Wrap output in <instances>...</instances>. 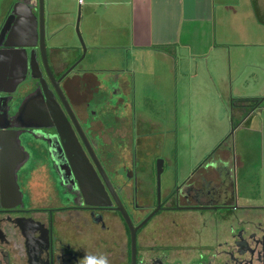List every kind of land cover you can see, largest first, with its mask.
Segmentation results:
<instances>
[{
    "label": "flooded vegetation",
    "instance_id": "obj_1",
    "mask_svg": "<svg viewBox=\"0 0 264 264\" xmlns=\"http://www.w3.org/2000/svg\"><path fill=\"white\" fill-rule=\"evenodd\" d=\"M81 56L57 73L47 52L49 79L37 53L41 80L0 63V264H264L240 158L218 149L161 193L133 79L79 70Z\"/></svg>",
    "mask_w": 264,
    "mask_h": 264
},
{
    "label": "crops",
    "instance_id": "obj_2",
    "mask_svg": "<svg viewBox=\"0 0 264 264\" xmlns=\"http://www.w3.org/2000/svg\"><path fill=\"white\" fill-rule=\"evenodd\" d=\"M16 2L0 0V26ZM76 10L89 55L88 72L105 68L133 76L137 71L126 70L128 64L138 67L148 63L151 67L159 60L163 68L173 71L180 66L184 77L198 79L203 66L213 73L216 62L223 61L222 51L232 46L249 51L251 77H260L249 98L260 99L264 94V0H82L81 4L78 0H44L45 45L57 73L79 56L73 38ZM217 51L222 52L220 57ZM210 55L214 58L208 65ZM229 77L232 80L231 72ZM241 107H237L242 119L235 127L237 132L262 115L264 129L263 106L253 110ZM246 110L250 113L244 117ZM244 137L238 136L236 143L242 144ZM240 147L238 157L245 163V145Z\"/></svg>",
    "mask_w": 264,
    "mask_h": 264
},
{
    "label": "rangeland",
    "instance_id": "obj_3",
    "mask_svg": "<svg viewBox=\"0 0 264 264\" xmlns=\"http://www.w3.org/2000/svg\"><path fill=\"white\" fill-rule=\"evenodd\" d=\"M75 13L73 38L78 44L80 57L82 47L75 30L77 24L81 36L78 10ZM83 45L86 52L77 66L79 70L86 69V64L89 63L84 42ZM222 52L216 53L217 57L222 54L223 61L216 62L214 72L212 73L210 67L206 70L203 66L198 79L184 77L180 66L175 67L173 71L171 67L163 68L159 60L154 61L151 67L148 63H139L138 67L128 64L126 70L134 68L137 71L134 72V78L132 75L129 76L134 84L132 94L136 122L142 131H151L155 140L159 142L154 158L163 160L164 163L160 178L161 193H166L172 181L175 179L181 181L206 158L215 156L217 151L215 153L213 151L220 144H222L220 149L230 150L235 157L240 156V146L245 145L246 159L245 163H241L243 169L238 170L236 182L238 195L250 197L251 204H264L263 115L256 122L244 124L242 131L237 132L232 128V125L236 127L242 121L237 115V106L239 108L246 106L245 108L251 110L253 103L247 100H254L249 97L260 77L257 75L251 77L247 49L231 46ZM213 58L214 55L209 56L208 65ZM147 59L148 62L151 60ZM99 61L101 63L102 58ZM230 72L232 80L229 77ZM217 80H224V83L220 84ZM217 89L219 91H216ZM232 100L236 102L232 104ZM260 100L263 102L259 108L264 107V94ZM245 113L244 117L248 116L250 111L246 110ZM241 134H245V140L242 144H237L238 136Z\"/></svg>",
    "mask_w": 264,
    "mask_h": 264
},
{
    "label": "water",
    "instance_id": "obj_4",
    "mask_svg": "<svg viewBox=\"0 0 264 264\" xmlns=\"http://www.w3.org/2000/svg\"><path fill=\"white\" fill-rule=\"evenodd\" d=\"M11 17H16L19 23L17 22L18 25L7 36L6 29L0 32V63H4V66L7 67L12 64H10L12 61L15 65L20 66L19 76L25 75L28 69L37 71L40 75L37 77L41 80L42 76L37 60L38 53L46 75L49 79H52L53 77L47 63V50L45 45L44 0H17L13 6ZM75 30L82 47V56L74 67L80 63L86 52L78 32L77 24ZM71 70L72 68L68 72ZM3 79L4 77L0 80ZM18 83V81H15L12 85L16 86ZM161 172L162 161L160 160L157 163V175L159 176Z\"/></svg>",
    "mask_w": 264,
    "mask_h": 264
},
{
    "label": "trees",
    "instance_id": "obj_5",
    "mask_svg": "<svg viewBox=\"0 0 264 264\" xmlns=\"http://www.w3.org/2000/svg\"><path fill=\"white\" fill-rule=\"evenodd\" d=\"M245 101V100H247V99H242V101ZM238 101V100H237ZM248 102H251V103H253V104H251V110H253V109H255V108H258L259 106H260V104L262 103V101L260 100V99H254V100H247ZM234 102H236L235 100H232V104L234 103ZM236 104V103H235ZM237 107H239V106H237ZM232 128H235V126L234 125H232ZM228 139V138H227ZM220 147H222V144H220L219 146H217L216 148H215V150L213 151V153H215L218 149H220ZM212 153V154H213Z\"/></svg>",
    "mask_w": 264,
    "mask_h": 264
},
{
    "label": "built area",
    "instance_id": "obj_6",
    "mask_svg": "<svg viewBox=\"0 0 264 264\" xmlns=\"http://www.w3.org/2000/svg\"><path fill=\"white\" fill-rule=\"evenodd\" d=\"M78 3L81 4L82 3V0H78Z\"/></svg>",
    "mask_w": 264,
    "mask_h": 264
},
{
    "label": "clouds",
    "instance_id": "obj_7",
    "mask_svg": "<svg viewBox=\"0 0 264 264\" xmlns=\"http://www.w3.org/2000/svg\"><path fill=\"white\" fill-rule=\"evenodd\" d=\"M90 264H92V262L90 261ZM105 264H106V260H105Z\"/></svg>",
    "mask_w": 264,
    "mask_h": 264
}]
</instances>
